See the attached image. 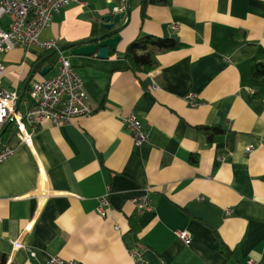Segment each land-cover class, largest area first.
I'll use <instances>...</instances> for the list:
<instances>
[{
    "label": "crops",
    "instance_id": "0c3cea01",
    "mask_svg": "<svg viewBox=\"0 0 264 264\" xmlns=\"http://www.w3.org/2000/svg\"><path fill=\"white\" fill-rule=\"evenodd\" d=\"M127 1L78 0L44 33L61 48L92 39L114 2V13L123 14L118 27L125 26L106 59L63 52L94 115L62 127L45 123L30 145L20 146L17 132L12 139L16 151L0 164V256L7 264H41L49 256L136 264L138 252L144 264H264V78L253 76L254 66L264 65V0H170L149 5L144 18L142 0H132L128 23ZM140 36L181 46L155 50L158 67L135 75L123 55ZM49 54L37 47L0 54L7 68L0 86L20 93ZM59 58L43 61L30 86L54 76ZM27 103L29 93L22 114ZM130 115L148 135L140 146L124 126ZM203 127L225 133L210 143ZM108 191L102 218L99 199ZM146 194L152 210L139 213L134 201ZM19 240L24 249L14 247Z\"/></svg>",
    "mask_w": 264,
    "mask_h": 264
},
{
    "label": "built area",
    "instance_id": "2783aa9c",
    "mask_svg": "<svg viewBox=\"0 0 264 264\" xmlns=\"http://www.w3.org/2000/svg\"><path fill=\"white\" fill-rule=\"evenodd\" d=\"M78 0H0V54H9L17 49L28 50L37 47L47 53L57 52L60 56L57 73L31 84L29 96L31 104L27 103L24 114L17 109L19 91L7 90L0 86V131L8 122L15 123L19 145H30L33 134L45 123L62 127L76 118H91L95 110L90 103L84 82L78 75L71 60L60 51L57 40H46L44 33L51 27L55 15ZM8 20L5 26L3 22ZM176 29V26L174 27ZM7 72L6 66L0 62V85ZM154 89L156 87L154 86ZM191 107L198 105L197 96L187 97ZM124 126L140 146L148 141L141 120L130 115L124 120ZM0 132V133H1ZM16 151L11 145L2 146L0 142V164L8 160ZM248 153L252 148H248ZM109 191L99 199L98 214L102 218L108 216L111 206ZM46 195H50L49 192ZM42 196V195H40ZM139 213L152 210L151 201L146 194L134 201ZM231 211H227L230 214ZM120 230L119 227H115ZM177 237L189 243L192 239L187 232H177ZM16 249H24V243L14 242ZM36 257L35 252H31ZM136 264H144L138 252L133 253ZM41 264H86L76 260H66L57 256H49ZM246 264H257L253 260Z\"/></svg>",
    "mask_w": 264,
    "mask_h": 264
},
{
    "label": "trees",
    "instance_id": "16d2710c",
    "mask_svg": "<svg viewBox=\"0 0 264 264\" xmlns=\"http://www.w3.org/2000/svg\"><path fill=\"white\" fill-rule=\"evenodd\" d=\"M149 5H159L168 6L170 5V0H142L141 3V14L145 17V11ZM98 32L93 31L96 35ZM180 42L175 39L170 38H160L154 36L138 37L132 41L123 55L126 62L125 70L132 72L133 74H148L158 67V62L155 58V50H160L163 52H169L176 50L180 47ZM253 76L256 79L264 78V65L257 64L253 68ZM30 85L27 88V93H29ZM24 96V98H25ZM200 130L208 137V141L212 143L217 136H221L225 133L221 128H209L203 127ZM17 128L15 123H6L0 133V142L2 146L10 145L12 139L15 137ZM223 245V244H222ZM223 252L227 258H234L233 255L228 251L226 246L223 245ZM229 252V253H228ZM7 257L0 256V264H7Z\"/></svg>",
    "mask_w": 264,
    "mask_h": 264
},
{
    "label": "water",
    "instance_id": "95a60500",
    "mask_svg": "<svg viewBox=\"0 0 264 264\" xmlns=\"http://www.w3.org/2000/svg\"><path fill=\"white\" fill-rule=\"evenodd\" d=\"M131 2L132 0L127 1V23L130 21L131 16ZM119 6L117 3H112L108 5L109 15L102 17V23L100 24V32H98L95 37L92 39H88L85 41L68 44L62 48H60L61 52L66 50H71V54L73 56H91L97 55L100 59L108 58L112 52L117 50L119 43L121 42V33L125 29L124 27H118L123 19L122 13H114V9ZM57 52L50 53L45 59H43L39 64H37L31 71L29 77L27 78L20 94L17 109L20 108L23 97L27 92V88L30 85L34 75L38 71L40 64L46 59H50L57 55ZM51 67H46L40 73L42 76H46L48 72H50ZM3 135V133H2ZM1 135V137H2ZM0 137V138H1Z\"/></svg>",
    "mask_w": 264,
    "mask_h": 264
}]
</instances>
